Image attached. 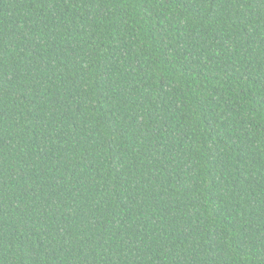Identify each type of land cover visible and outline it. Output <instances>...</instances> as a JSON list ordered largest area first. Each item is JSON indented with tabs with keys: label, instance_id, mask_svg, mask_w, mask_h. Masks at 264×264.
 I'll use <instances>...</instances> for the list:
<instances>
[{
	"label": "trees",
	"instance_id": "16d2710c",
	"mask_svg": "<svg viewBox=\"0 0 264 264\" xmlns=\"http://www.w3.org/2000/svg\"><path fill=\"white\" fill-rule=\"evenodd\" d=\"M0 264H264V0H0Z\"/></svg>",
	"mask_w": 264,
	"mask_h": 264
}]
</instances>
